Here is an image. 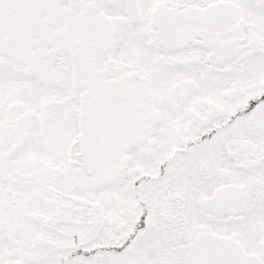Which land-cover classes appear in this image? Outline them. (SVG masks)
<instances>
[{
    "label": "snow or ice",
    "instance_id": "1",
    "mask_svg": "<svg viewBox=\"0 0 264 264\" xmlns=\"http://www.w3.org/2000/svg\"><path fill=\"white\" fill-rule=\"evenodd\" d=\"M0 264H264V0H0Z\"/></svg>",
    "mask_w": 264,
    "mask_h": 264
}]
</instances>
